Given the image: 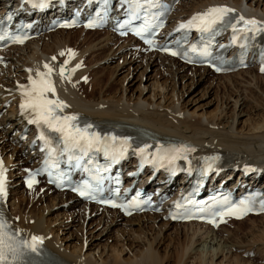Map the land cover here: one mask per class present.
<instances>
[{
	"label": "bare ground",
	"instance_id": "1",
	"mask_svg": "<svg viewBox=\"0 0 264 264\" xmlns=\"http://www.w3.org/2000/svg\"><path fill=\"white\" fill-rule=\"evenodd\" d=\"M215 4L235 8L251 19L264 21V0H184L174 13L169 29L185 22L191 14ZM72 33L100 36L90 40ZM133 46L131 40L119 39L108 30H60L33 40L25 47L2 53L0 154L7 168L4 208L8 224L27 238L42 237V245L53 257L70 264H165L172 254L178 257V264H240L239 250H243V254L252 247L264 249V216L231 222L214 231L196 224L166 223L161 216L152 214L124 219L113 211L89 207L74 196L57 193L50 187L41 186L37 190L24 185L23 168L33 157L23 156L29 141L14 146L26 127L14 100L21 98V86L30 75L35 77L37 71L42 72L40 66L45 61L51 62L52 56L62 58L61 53L69 48H73L75 54L72 67L80 69L70 81L60 86L59 97L68 105L69 113L90 119L96 125L126 124L143 127L162 137L186 139L196 146L197 158L220 152L232 169L242 165L264 166V110L253 117L256 122L250 120L246 125L248 119L242 120L246 115L241 95L242 90L258 89V84L264 83V75L244 70L212 76L206 68L189 69L166 55L133 51ZM112 66L116 67L115 72L122 70V75L126 72L124 84L126 82L127 87L123 86L118 94H102L104 71ZM83 77L92 91L87 96L81 82ZM161 78L163 80H159ZM144 80L151 82L149 86L156 85L157 90L154 88L148 95ZM235 80L236 97L233 98L234 92H230L228 102L218 104L215 113H199L207 103L192 110L193 100L199 95L197 91L190 94L193 87L205 89L204 84H209L208 91L213 87L231 88ZM201 81L204 82L199 84ZM97 89H100L98 96L94 94ZM186 93L188 98L193 95L188 101L184 100ZM223 177L230 178L226 173ZM25 204L33 208L28 210ZM246 222L251 226L245 233H240ZM233 225L235 231L231 229ZM243 239H247V244ZM112 240L114 245L109 243ZM173 243L178 245L169 254Z\"/></svg>",
	"mask_w": 264,
	"mask_h": 264
},
{
	"label": "snow or ice",
	"instance_id": "2",
	"mask_svg": "<svg viewBox=\"0 0 264 264\" xmlns=\"http://www.w3.org/2000/svg\"><path fill=\"white\" fill-rule=\"evenodd\" d=\"M232 13H234V9L228 8L227 6L211 7L203 13L193 16L186 24H181L177 31L185 28H196L201 32H208L215 30L217 26L224 25L231 27L234 32H264V24H261V22L255 19H246L243 16L236 17L235 20H233L230 15ZM8 19H11V16H9ZM238 25H242V27H237ZM136 34L142 35L143 33L142 31H138ZM0 39H4V36L0 35ZM18 42H22V40ZM145 42L149 45L154 43V41L150 39ZM163 50L169 51L173 56L178 55L177 52L170 51L167 47ZM191 51L196 52V47L193 46ZM201 54L208 55L209 53L207 50H204ZM61 55H64V53H61ZM69 55L71 57L75 54L69 51ZM53 59H55V57ZM44 68L47 70L46 72L37 71V79H33L30 75L29 84L27 86H21V92L25 99L20 107L22 110H30L32 118L29 122L37 124L38 126H46L47 129L59 133L64 146L62 154H69V160L73 158L70 154L74 150H79L86 155L88 151L93 148H95L96 151H100L101 147H104L105 155H108L107 145L103 144L101 137L95 133L88 132L91 125L81 129L74 123L77 120L76 116L58 115V113L63 112L64 108L68 107V105L58 98H49V93H51L53 97L56 96V89L51 79L54 70L48 64H45ZM261 71H264V68H262ZM60 76L62 79H70V77L65 75L64 67L60 68ZM40 139L44 140L46 144L49 142L43 132H41ZM111 139L115 141L116 137H112ZM121 144L127 145L128 141H121ZM125 150L126 149L122 148L120 150V155H123ZM186 150L193 151L194 149L182 148L172 149L171 151L178 154ZM141 151H143V149H141ZM45 163H47V161ZM4 173L5 170L3 169L2 162H0V196L6 195ZM37 174L38 173H30L28 180L29 187L35 182V176ZM74 190L81 196L94 198V190L87 182H85L81 188ZM111 206L118 207L119 205L113 203ZM177 207H179V205H177ZM261 207L264 209V205ZM239 209L245 212L251 210L244 201H241L240 206L229 209L227 213H220V215L236 214ZM42 242L43 238L37 236L31 237V240L21 239L19 233L11 231L10 226L3 219L2 215H0V264H29L25 257H27L29 253L39 255V245L42 244Z\"/></svg>",
	"mask_w": 264,
	"mask_h": 264
},
{
	"label": "rangeland",
	"instance_id": "3",
	"mask_svg": "<svg viewBox=\"0 0 264 264\" xmlns=\"http://www.w3.org/2000/svg\"><path fill=\"white\" fill-rule=\"evenodd\" d=\"M73 35H81L82 36V38H88V39H90V40H92V39H95V38H97L98 36H100V34H98V36L95 34V35H86V34H79V33H72ZM95 58H97V57H95ZM89 59L90 58H88V61H89ZM113 66H115V64H113ZM108 67L105 71H104V75H103V80H102V87H103V90H102V94H107L108 95V93L110 94L111 93V95H113V94H118V93H120V92H122V90H123V86H125V87H127V84H126V82H125V84H124V81H125V77H124V75L126 74V72L125 73H123V75H122V70L119 72L118 70H116V72H115V68L116 67ZM108 70V71H107ZM111 70V71H110ZM125 70V69H124ZM123 70V71H124ZM119 73H118V72ZM142 72V71H141ZM151 73V71L149 70L148 71V74H150ZM112 75V76H111ZM151 75H153V73L151 74ZM118 76V77H117ZM123 76V77H122ZM138 75H136L135 77H137ZM115 77H117V78H115ZM160 78V77H159ZM117 79V80H116ZM123 79V80H122ZM134 78H132V76H131V79H130V81H132ZM205 79V78H204ZM115 80V81H114ZM122 80V81H121ZM159 80H163L162 78L161 79H159ZM197 81V79H195V82ZM237 80H235V81H233L234 82V86L233 87H231V88H228V87H225V86H222L221 88H218L217 89V87H213V88H210V90L211 91H208L206 88H208L209 87V84H204V86H206L205 87V89L204 88H201L202 86H199V87H197V88H192L191 89V92H190V94H199L198 95V97H196V99H194L193 100V102H194V104H195V106H194V109H192V110H195L196 108H198L199 106H200V104H204V103H207V105H205L203 108H201V109H199V113H202V112H212V113H210V114H213V113H215V111L214 110H217V108H218V104L219 105H221L222 103L221 102H223V103H226V102H228V97L231 95V93L230 92H234V94H233V98H235L236 97V95H235V93H236V84H235V82H236ZM152 82H154L153 80H152ZM202 82H204V81H201V82H199V84L201 83L202 84ZM144 85L145 86H147L148 87V91H147V94L149 95L152 91H153V89L155 88L156 89V85H152V86H149L150 85V83L151 82H145V80H144ZM216 83L217 82H215V84H214V86L216 85ZM147 84V85H146ZM152 84H154V83H152ZM82 85L84 86V92H86V96L88 95V93H92V91H91V89H88V84L86 83V81L85 80H83L82 81ZM181 85H183V84H181ZM122 86V87H121ZM154 86V87H153ZM153 87V88H152ZM264 83H262V85H261V83L260 84H258V89L257 88H249V89H247L246 91H243L242 90V92H241V95H243L242 97L244 98V109H243V111H244V114L246 115L245 117H243L242 118V120H245V119H248L247 121H246V125H249V122H250V120L251 121H253V122H256L257 121V119L256 118H253L255 115H257V114H260V113H262L263 112V110H264V95L262 94V92H264ZM116 88V89H115ZM134 88H136V86L134 87ZM141 89V88H140ZM139 89V91L141 92V90ZM202 89H204V92H203V90ZM214 89V90H213ZM255 89V90H254ZM115 90V91H114ZM120 90V91H119ZM133 90V89H132ZM152 90V91H151ZM157 90V89H156ZM198 90H200V91H198ZM207 90V91H206ZM108 91V92H107ZM197 91V92H196ZM99 92H100V89H97L96 90V92L94 93V94H96V96H98L99 95ZM117 92V93H116ZM193 92H196V93H193ZM130 94V93H129ZM135 94H137L136 93V91H135ZM226 94H227V96H226ZM188 93H186L185 95H184V100L185 101H188L189 99H191L192 98V96L193 95H190V97L188 98ZM205 95H206V97H205ZM202 97V98H201ZM227 97V98H226ZM200 98V99H199ZM188 99V100H187ZM217 99V100H216ZM227 99V100H226ZM212 102V103H211ZM218 102V103H217ZM209 103V104H208ZM216 103V104H215ZM211 110V111H210ZM262 114H264V113H262ZM38 190V189H37ZM21 195V194H20ZM19 195V196H20ZM35 207H37V205L36 206H34V208ZM38 207H41V204H38ZM25 208H27L28 210H31L33 207H32V205H28V204H25ZM70 223V222H69ZM251 226V224L249 223V222H246L244 225H242L241 227H242V231H240V233H245L248 229H249V227ZM234 225L231 227V229L232 230H234ZM235 231V230H234ZM236 232H238V231H236ZM243 242H244V244H247V239H243ZM110 244H112V245H114L115 243H114V241L112 240V241H110L109 242ZM250 243H248V245H249ZM176 245H178L177 243L176 244H174L173 243V245H172V248H170L169 250H168V253L170 254V253H173V250H174V246L175 247H177ZM128 250V249H127ZM172 251V252H171ZM260 252H262V253H264V249H260L259 250ZM131 254V253H130ZM240 256V255H239ZM240 259H239V261H242L240 264H263V263H260V257H257V258H254V259H251V260H246V259H244L243 257H242V255H241V257H239ZM243 259V260H242ZM245 261V262H244ZM179 263V259H178V257L176 256V254H172V256L170 257V258H166V261H165V264H178Z\"/></svg>",
	"mask_w": 264,
	"mask_h": 264
}]
</instances>
